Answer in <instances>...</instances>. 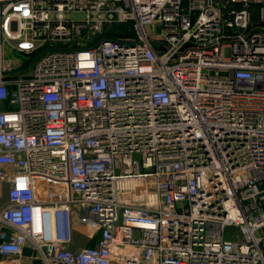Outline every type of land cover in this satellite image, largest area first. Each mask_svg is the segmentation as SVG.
Here are the masks:
<instances>
[{
    "label": "built area",
    "instance_id": "2783aa9c",
    "mask_svg": "<svg viewBox=\"0 0 264 264\" xmlns=\"http://www.w3.org/2000/svg\"><path fill=\"white\" fill-rule=\"evenodd\" d=\"M0 180V264H264V0H0Z\"/></svg>",
    "mask_w": 264,
    "mask_h": 264
},
{
    "label": "crops",
    "instance_id": "0c3cea01",
    "mask_svg": "<svg viewBox=\"0 0 264 264\" xmlns=\"http://www.w3.org/2000/svg\"><path fill=\"white\" fill-rule=\"evenodd\" d=\"M8 194V183L4 180H0V209L7 201ZM78 235V234H77ZM95 243V239L89 235L88 237H78L74 238V242L70 245L72 249H79L85 245H92Z\"/></svg>",
    "mask_w": 264,
    "mask_h": 264
},
{
    "label": "rangeland",
    "instance_id": "374dc122",
    "mask_svg": "<svg viewBox=\"0 0 264 264\" xmlns=\"http://www.w3.org/2000/svg\"><path fill=\"white\" fill-rule=\"evenodd\" d=\"M70 16H71L72 19L81 18V14L80 13H72ZM158 30H159L158 28L155 29V31H157V32H158ZM11 56L14 57V58H17L18 57L15 54H11ZM38 196H41L39 194V191H38ZM93 229H94L93 227H89V226H79V225H76L75 236H76V238H78V237H88L93 232ZM225 235L228 238L233 239L234 238V235H235V230L232 229V228H226ZM94 237H95V240H96L98 238V235L95 233L94 234Z\"/></svg>",
    "mask_w": 264,
    "mask_h": 264
},
{
    "label": "trees",
    "instance_id": "16d2710c",
    "mask_svg": "<svg viewBox=\"0 0 264 264\" xmlns=\"http://www.w3.org/2000/svg\"><path fill=\"white\" fill-rule=\"evenodd\" d=\"M111 37H113V34L111 35Z\"/></svg>",
    "mask_w": 264,
    "mask_h": 264
},
{
    "label": "bare ground",
    "instance_id": "6f19581e",
    "mask_svg": "<svg viewBox=\"0 0 264 264\" xmlns=\"http://www.w3.org/2000/svg\"><path fill=\"white\" fill-rule=\"evenodd\" d=\"M40 188H41V185H40ZM45 189V188H44Z\"/></svg>",
    "mask_w": 264,
    "mask_h": 264
}]
</instances>
